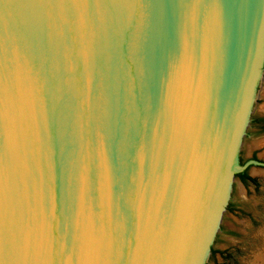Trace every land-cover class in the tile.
I'll use <instances>...</instances> for the list:
<instances>
[{"label": "water", "instance_id": "obj_1", "mask_svg": "<svg viewBox=\"0 0 264 264\" xmlns=\"http://www.w3.org/2000/svg\"><path fill=\"white\" fill-rule=\"evenodd\" d=\"M263 62L264 0H0V264H205Z\"/></svg>", "mask_w": 264, "mask_h": 264}, {"label": "rangeland", "instance_id": "obj_2", "mask_svg": "<svg viewBox=\"0 0 264 264\" xmlns=\"http://www.w3.org/2000/svg\"><path fill=\"white\" fill-rule=\"evenodd\" d=\"M261 74L237 154V164H246L250 179L235 175L205 264H261L259 259H264V62Z\"/></svg>", "mask_w": 264, "mask_h": 264}, {"label": "bare ground", "instance_id": "obj_3", "mask_svg": "<svg viewBox=\"0 0 264 264\" xmlns=\"http://www.w3.org/2000/svg\"><path fill=\"white\" fill-rule=\"evenodd\" d=\"M255 71H256V69H255ZM255 71L253 72V74L250 76V81H253V78H255ZM249 86H250V82H249V84H248ZM262 140V139H261ZM259 142V141H258ZM260 262H261V264H264V259L261 257L260 259Z\"/></svg>", "mask_w": 264, "mask_h": 264}, {"label": "trees", "instance_id": "obj_4", "mask_svg": "<svg viewBox=\"0 0 264 264\" xmlns=\"http://www.w3.org/2000/svg\"><path fill=\"white\" fill-rule=\"evenodd\" d=\"M238 175H239V177H240L242 180L250 179L249 176L246 174L245 171L240 172Z\"/></svg>", "mask_w": 264, "mask_h": 264}, {"label": "flooded vegetation", "instance_id": "obj_5", "mask_svg": "<svg viewBox=\"0 0 264 264\" xmlns=\"http://www.w3.org/2000/svg\"><path fill=\"white\" fill-rule=\"evenodd\" d=\"M245 171V170H244ZM243 172V171H242ZM246 172V171H245Z\"/></svg>", "mask_w": 264, "mask_h": 264}]
</instances>
